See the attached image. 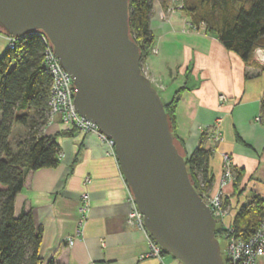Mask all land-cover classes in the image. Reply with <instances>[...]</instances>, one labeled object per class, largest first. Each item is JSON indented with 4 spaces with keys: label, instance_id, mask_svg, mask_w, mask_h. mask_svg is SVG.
<instances>
[{
    "label": "crops",
    "instance_id": "crops-1",
    "mask_svg": "<svg viewBox=\"0 0 264 264\" xmlns=\"http://www.w3.org/2000/svg\"><path fill=\"white\" fill-rule=\"evenodd\" d=\"M150 29L155 52L144 59L147 77L164 104L176 99L174 135L182 153L190 155L201 141L212 151L210 193L219 189L223 155L231 158L234 180L224 187L223 201L226 222L232 224L242 206L264 197V72L227 50L215 34L194 30L185 11H170L156 0ZM8 43L0 32V56ZM215 131L222 140H214ZM45 134L59 144L60 164L31 172L15 200L16 214L30 210L42 230L39 253L45 261L183 264L171 254L147 256V234L128 223L131 190L107 141L73 129L59 116ZM84 193L89 195V210L83 220Z\"/></svg>",
    "mask_w": 264,
    "mask_h": 264
},
{
    "label": "water",
    "instance_id": "water-1",
    "mask_svg": "<svg viewBox=\"0 0 264 264\" xmlns=\"http://www.w3.org/2000/svg\"><path fill=\"white\" fill-rule=\"evenodd\" d=\"M0 28L41 32L74 81L78 113L114 142L120 168L159 246L183 264H223L216 222L177 149L164 103L141 70L129 0H0Z\"/></svg>",
    "mask_w": 264,
    "mask_h": 264
},
{
    "label": "trees",
    "instance_id": "trees-1",
    "mask_svg": "<svg viewBox=\"0 0 264 264\" xmlns=\"http://www.w3.org/2000/svg\"><path fill=\"white\" fill-rule=\"evenodd\" d=\"M155 0H129V33L141 53V65L155 42L150 18ZM191 25H203L224 47L247 64L264 72L254 59L255 49L264 48V0H192L184 4ZM0 32L8 35L0 28ZM48 42L40 35L16 38L13 48L0 56V264H56L39 253L42 230L30 210L16 214L15 200L27 176L60 164L61 149L55 138L45 134L50 118L52 77L43 57ZM176 99L164 104L174 143L184 157L190 180L199 193L213 186L210 172L212 151L201 143L190 154L180 150L174 135ZM264 122V96L261 100ZM182 146V145H181ZM264 215V198L256 196L240 208L233 220L238 236L247 238ZM221 229H216V237ZM168 254L164 250L162 255Z\"/></svg>",
    "mask_w": 264,
    "mask_h": 264
},
{
    "label": "built area",
    "instance_id": "built-area-1",
    "mask_svg": "<svg viewBox=\"0 0 264 264\" xmlns=\"http://www.w3.org/2000/svg\"><path fill=\"white\" fill-rule=\"evenodd\" d=\"M169 1V0H167ZM180 2L176 5L170 6L168 10H182L184 11V0H170ZM203 30H206L203 25L200 26ZM194 30H198L193 27ZM40 35L44 40L48 42V49L44 54L43 63L47 72L52 77L51 95L49 100L50 107V118L48 124L53 120L55 116L60 117V121L66 125L71 126L83 133H95L99 137L114 148V142L111 138L103 134L98 126H96L91 121L82 117L75 108L74 95L75 87L74 81L69 73H67L61 66L58 58L55 56L52 45L48 38L41 32L36 33ZM16 38L8 36V48H13ZM155 52V50H153ZM253 59L255 62L264 66V48H256L254 52ZM142 73L146 74L145 70L142 69ZM222 102L226 101V97L220 96ZM213 138L216 142L222 140L221 133L214 132ZM62 153L60 157H62ZM223 175L219 184V189L215 193L205 192L201 195L205 203L209 206L213 217L216 222V229H221L216 237L220 243V240L226 242L225 248L221 250V256L223 259V264H258L260 260H264V215L259 223L258 227L251 233L247 238L238 236L233 228L232 224H228L226 219L228 217L227 211L224 206L223 201V189L224 187L234 180V172L232 168V161L228 154L223 155ZM90 183V179L86 180ZM264 198V197H263ZM130 203L132 209L129 213L128 223L131 227L139 228L147 234L149 253L147 256H152L161 259L162 258V248L159 244L152 238L145 227L144 217L139 211L135 199L131 193ZM89 210V195L84 193L81 197L80 203V214L82 219L87 215ZM218 219V223H217ZM69 245L74 243V239H68ZM221 249V247H220Z\"/></svg>",
    "mask_w": 264,
    "mask_h": 264
},
{
    "label": "rangeland",
    "instance_id": "rangeland-1",
    "mask_svg": "<svg viewBox=\"0 0 264 264\" xmlns=\"http://www.w3.org/2000/svg\"><path fill=\"white\" fill-rule=\"evenodd\" d=\"M157 1V3L158 4H160V5H164V6H167V9H169V7L170 6H173V5H176V4H178V3H180V2H176V1H167V0H156ZM184 1H186L187 3L189 2V1H191V0H184ZM257 63V62H256ZM258 65H260L259 63H257ZM141 67H142V69H144L145 70V72L147 73V71H146V67H145V65H144V62L142 63V65H141ZM144 75L147 77V74H145L144 73ZM148 78V77H147ZM200 192H201V194H203V193H205L206 191H204V189L202 188V187H200ZM219 221H218V219H217V223H218ZM228 223V222H227ZM225 244H226V242L224 241V240H220V247H221V250H223L224 248H225ZM258 264H264V260H260L259 262H258Z\"/></svg>",
    "mask_w": 264,
    "mask_h": 264
}]
</instances>
